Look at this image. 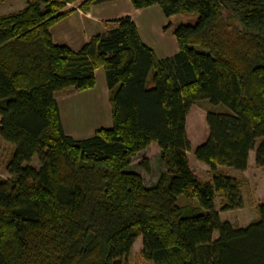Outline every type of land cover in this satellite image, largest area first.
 <instances>
[{"label": "trees", "instance_id": "1", "mask_svg": "<svg viewBox=\"0 0 264 264\" xmlns=\"http://www.w3.org/2000/svg\"><path fill=\"white\" fill-rule=\"evenodd\" d=\"M99 1L27 0L0 14V138L13 148L0 180V264H127L137 237L153 264H264V202L244 227L219 216L242 205L241 181L219 168L245 170L252 150L264 167V0H131L197 16L174 27L169 57L156 56L128 15L78 50L52 41L67 3ZM97 68L111 125L74 138L55 93L93 87ZM203 99L218 107L193 150L206 181L191 169L186 135ZM154 142L164 169L146 186L132 160ZM139 165L149 170L147 159Z\"/></svg>", "mask_w": 264, "mask_h": 264}, {"label": "rangeland", "instance_id": "2", "mask_svg": "<svg viewBox=\"0 0 264 264\" xmlns=\"http://www.w3.org/2000/svg\"><path fill=\"white\" fill-rule=\"evenodd\" d=\"M17 5H15V2H13V5H8L7 9L16 7ZM196 17L197 16L195 14H176L170 18L173 24H179L180 21L194 23L196 21ZM71 90L73 91L74 89L68 88L63 92L66 94ZM83 91L84 90L80 91L79 95L73 97H70V94L67 100L60 102L62 116L63 118L65 117L64 121L66 122V127L69 128L71 132L77 131L78 135H74L76 137H84L85 135H89L87 133L90 131L91 125H94V122L99 119V114L102 112L100 106L96 103H93L91 98H88L87 95L83 93ZM56 94H59L58 97L60 96V93ZM209 109H218V107L212 106L205 99L199 100L191 106L186 117V135L191 146V150L187 152V155L190 161L191 169L202 181H206L210 178L209 167L194 158L193 150L197 145L204 142V140L207 138L209 130L206 124V113ZM102 113L104 114V112ZM104 125L105 124L103 123L96 124L95 127ZM64 132H67L66 129ZM12 151V146L0 138V180L10 177L5 169V164L8 161ZM160 155V149L157 143L154 142L151 143L146 149L141 151L132 160V168L140 173L146 186L154 184L157 181L161 171L164 169ZM142 159L148 160V171L139 165V162ZM248 159L249 161H247V167L243 171L226 166L219 168L225 172V174L233 176L241 181V207L227 211H221L219 210L220 202L222 201L221 195L217 194L214 200L215 208L219 210L220 219L222 221H228L233 226L244 227L252 221L257 220L259 217L257 212V204L264 202V167L258 166L255 163V153L253 150L249 152ZM31 165L35 167L38 166L36 157H34L32 160ZM217 236L218 233L214 232L213 238L215 239ZM141 247V237H137L132 245L130 254L125 257L127 264H153L152 261L146 260L141 256Z\"/></svg>", "mask_w": 264, "mask_h": 264}, {"label": "crops", "instance_id": "3", "mask_svg": "<svg viewBox=\"0 0 264 264\" xmlns=\"http://www.w3.org/2000/svg\"><path fill=\"white\" fill-rule=\"evenodd\" d=\"M26 1L27 0H0V13L3 14L20 9L24 6ZM13 2H15V5L19 4V2L20 4L16 7L7 9L8 5H13ZM67 5V7L73 9L50 27L52 41L55 44H65L73 50H78L92 35L103 33L107 29L113 27V20L128 15L135 23L140 38L153 49L157 57H169L179 49L178 42L173 34V29L177 24H173L170 18L173 15L166 17L157 4L136 8L133 6L131 0H102L90 4L87 10L78 8L76 3H67ZM181 22L184 21H180V23ZM94 76V86L84 90L83 93H85L88 98H91L93 103L99 105L104 114L102 112L100 114L98 113L100 117L94 122V125H91L90 131L87 133L89 135H85L84 137L74 136L78 135L77 131L71 132L70 129L66 127V122L64 121L65 117L63 118L62 116L60 102L67 100L70 94V97L79 95L80 91L71 90L65 94L63 91H66L68 88L63 89L56 92L60 93L59 97V94L57 95L55 93L62 127L64 131L66 129L68 135L74 138L88 137L98 128L111 125V105L108 100L109 91L103 69H95ZM102 123L105 125L95 127L96 124Z\"/></svg>", "mask_w": 264, "mask_h": 264}]
</instances>
